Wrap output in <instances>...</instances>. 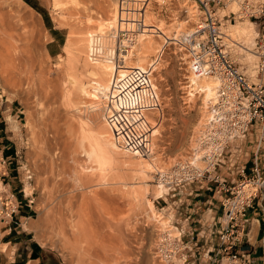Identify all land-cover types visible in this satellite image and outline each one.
<instances>
[{
  "label": "rangeland",
  "instance_id": "rangeland-1",
  "mask_svg": "<svg viewBox=\"0 0 264 264\" xmlns=\"http://www.w3.org/2000/svg\"><path fill=\"white\" fill-rule=\"evenodd\" d=\"M93 1L94 3L96 2L94 5L95 7L93 6L94 3L90 0H0V39L6 37L14 46V49L11 48L13 50H11L9 55L8 69H6L7 67L4 68L1 64L2 52L0 50V118L3 120L2 123L5 130L4 135L9 137L8 141L12 145L11 147L14 152L12 159L14 161L16 173L19 174L23 181L21 183L25 184V189L27 187L31 189V193L28 197L29 200H33L31 205L36 211V216L34 217V220H32V228L34 229L36 239L46 249L50 263L152 264V250L159 228L161 227L162 230H167L166 227L174 229L172 226L175 224L173 223H179L182 220L180 219L179 213L184 211L188 205L187 201L189 200L187 199H192L193 197V195H189L191 188L195 185H200L201 183H207V179H202V182H196L193 184L186 182L178 186L176 190L171 188L169 189V192L163 193L164 191L162 189L164 186H161L158 183V173L161 172L165 175L166 171L173 167L177 159L186 158L190 155L196 134L208 117V109L211 108L212 105H208L207 108L204 107L202 102L203 95L202 93L196 95L197 93H200L197 90L193 91L195 97L190 95L192 88L189 86L192 85L190 81L193 75H190L189 70L185 65L179 63L176 49L172 47L173 44H171L167 48L158 69H156L155 75V82L162 98L165 117L158 123V132H160V134L157 135L158 137L154 136L156 138L153 139V154L149 157L141 158L125 151V153H120L113 162L114 164L110 166H101L99 163L94 162L96 161L95 159H91L92 161L88 159L84 151L89 147L87 144L88 141L84 143L86 148L80 147L82 137L80 138L81 135H79L80 133L76 127L77 120L74 118L77 113L78 115L81 113L78 117H81L82 115L84 116V114L86 115V111L82 108L81 111L84 112H76L70 107V105H68V91L70 92L73 86L71 83V76L67 74L65 68V65L67 64L66 50L70 28L69 26L62 25V22L70 18L69 13L73 14V11H77L81 14L79 16H82L83 14L85 16L90 13L92 17L97 19L96 23H100V21L112 17L114 12L118 9V0ZM252 1L263 2L264 0ZM152 7V11H150L147 20V25H151L150 27H152L149 32H155V28L160 27V31L169 37L173 36L178 30L180 31L179 33L184 35L193 28V25L196 22V18H192V13L195 10L192 9V7L195 8L194 4L188 0H179L174 5L169 6L166 13H162L160 16L157 12L153 11L156 10L155 6ZM98 8L99 10L100 8L102 10V12L100 10L99 15L96 14L99 11H97ZM238 8L239 2L236 0L232 1L228 4L225 11L221 10L220 16L222 17L230 12H236ZM30 12L34 13L35 18L40 21L38 26H34L30 19L25 20L22 18L23 16L26 17ZM186 21L187 23H185ZM252 23L253 22L249 20H240L233 23H227L225 24V27H223L225 34H229L232 39L228 40V43L232 48V56L236 64L242 68L243 72L248 75L249 78L256 75L254 70L258 71L257 64L259 62L258 58H256L255 61L253 59L255 38L258 36V29L254 23ZM179 25L181 26L179 27ZM30 34H32V38H35L33 39L34 41L31 40ZM181 34L180 36H182ZM146 37L149 39L146 40V42L150 41V39H153L152 41L154 42L156 41L157 43L155 42V45H157L158 48L164 43L163 37L155 36L154 33L148 34ZM29 38L31 42L29 41ZM26 41H29V43ZM41 41H43V43H41ZM36 42L39 46H43L42 48L37 46V48H40L41 50H37V48L33 49V47H36L37 45ZM1 47L0 44V49ZM157 47L155 46L156 51L151 50V53H148L147 58L143 60L146 67L156 58L157 52L159 51ZM243 47L252 50V52H245ZM22 49L25 51L23 52ZM55 50L57 54L55 53ZM13 54H16L14 55L15 57ZM25 55L34 57V60L31 58L30 61L29 56H26V60ZM17 61H19V63ZM45 62H47L49 69L51 68L50 71L49 69L46 70L48 67ZM20 63L22 67L19 66ZM18 69L20 73L17 71ZM32 69L33 72L30 71ZM62 69H65V74L64 71H61ZM48 71L51 72L52 75L51 73H48ZM46 74L47 76L50 75L47 77L49 79L46 78ZM66 74L69 76L68 83ZM40 75L44 77V79H42L44 81L46 80L47 85L43 82ZM57 75H60L58 78V80L60 79L59 81L56 79L58 77ZM63 75L66 77L63 78ZM53 76L54 80L52 79ZM259 76L258 79L253 77L251 80L254 82L259 81L264 84V72H260ZM38 77L42 80L41 82ZM52 80L57 81L56 83L58 86H56L57 84H54L56 87H59L60 90L51 83L53 82ZM49 82L51 84H49ZM48 84L49 88H56L54 89L55 91L53 90L56 95L48 88ZM65 84L66 86H63ZM40 86H43V89H41ZM44 86L45 88L47 87L50 92L47 91V88L44 90ZM61 90L63 92L62 94H59ZM41 91L43 92L41 93ZM63 93L66 96H63ZM51 95L55 96L53 97ZM60 95L62 96V99L60 98ZM58 96L59 98H57ZM63 97L66 98L63 99ZM78 117L76 116V119ZM78 119L80 120V118ZM153 119L154 116H152V120ZM71 123L72 125H70ZM74 124L76 128L74 127ZM65 127L72 130V132L70 131L72 136L70 133H67V130L69 132V129ZM78 155L80 156L78 157ZM73 158H75V160ZM62 159H64V161ZM73 161L75 162L74 168L77 166L75 170L78 169V165H80L79 169L76 171L77 175L70 174L74 171L72 167L73 164L70 163ZM139 161L149 162L153 164L156 169L152 167L150 168L149 166H146L145 170L142 168L140 169V167L137 166V162ZM237 166L238 164H235L234 167L230 168L229 163H227L218 168L217 172L222 174L223 177L227 179L228 184L231 185L232 181L240 178ZM147 167L149 168L147 169ZM84 170H87L86 172L89 178L93 176L95 180L98 176V179L96 180L98 182L101 181L99 182L100 185L95 180L96 182L93 181L90 184L88 183L89 185H92L91 188H79L78 183L81 181L78 178L80 176L78 171L84 175ZM28 171L33 175L30 181H27L26 179ZM90 171H92V173H90ZM114 172H116V175ZM70 175L72 177L74 176V178L77 176L78 180L75 178L74 182ZM110 177H114L115 180L109 179ZM99 178H101V180H99ZM68 179L69 181H67ZM82 183L83 182L80 183V186H82ZM64 184L68 185L65 186ZM211 184L216 183L211 182ZM71 186L74 187L70 189ZM77 187L79 191H76ZM71 190H73L74 193ZM88 191H91L90 195L92 197L95 196L96 199H91L88 202V207H92L91 209H93V211L89 208V210H85L86 212L89 211V213L85 212L86 215L88 214L85 216V224L88 222L87 227H89V229L86 228L83 241H77L73 239L74 237L71 228L74 223L79 221L76 213L79 210L78 208L80 207V204L78 206L77 199H80L81 195L86 194ZM127 191L130 195L129 193L127 194ZM89 192L87 194H89ZM107 192H109L108 195L111 193L109 196L114 197L116 201L109 196H106ZM71 193H73L74 196L76 195L75 198ZM119 193H122V195ZM70 196L72 197L71 199H73L72 204L74 202L75 204L77 203L78 208L75 204H73L71 208L72 204L70 205ZM98 197H100L99 200L97 199ZM107 197L113 200L114 203H117L112 206L111 204H113V202H111L109 198L107 199ZM82 198L83 196L81 199ZM81 199L80 201L78 200L79 203L81 202ZM103 201H105L106 205ZM95 202L98 203L96 205L99 207L95 205ZM150 202L155 206V213L148 208ZM103 204L107 207L104 208ZM74 205L76 206V209H78L76 212ZM109 205L113 208H109ZM118 206H121L122 210ZM106 208H109V210ZM114 208H116V210ZM73 210L74 212L72 214ZM116 211L119 212L115 213ZM113 212L115 215H119L113 216ZM99 214L102 215V218L106 219L103 221V226L102 223L99 222L101 220ZM184 216L185 214L181 217L184 218ZM95 219L98 221L96 222ZM14 221H17L16 217L10 226L17 225ZM92 221H94V223ZM109 221L113 223L108 224ZM97 223L99 224V228H97L98 226L94 227V224ZM115 223H117V225L119 224L120 227H117ZM5 225L6 222L1 221L0 219V231L1 228L5 230ZM92 225H94V230H92ZM93 232L95 233L93 234ZM88 237L91 238L90 240L92 241H90ZM119 239L121 241H119ZM121 242L129 249L125 248ZM95 245H97V247ZM3 247L5 246H2L1 248ZM81 257L84 259L82 260Z\"/></svg>",
  "mask_w": 264,
  "mask_h": 264
},
{
  "label": "built area",
  "instance_id": "built-area-1",
  "mask_svg": "<svg viewBox=\"0 0 264 264\" xmlns=\"http://www.w3.org/2000/svg\"><path fill=\"white\" fill-rule=\"evenodd\" d=\"M178 1L118 0L117 22L109 26L106 34L91 37L90 62H110L117 70L103 96L101 114L120 149L139 157L153 154L154 129L165 117L155 75L168 42L163 44L153 64L133 69L126 65L140 38L149 33L147 20L152 6L160 16ZM188 1L194 4L192 18L196 22L187 34L170 43L174 44L179 63L187 67L190 75L214 78L218 86L190 155L177 159L165 175L159 172L158 176L167 179L173 190L182 183L207 179V183L200 185L220 197L222 213L216 239L211 247L198 252L195 232L186 239L187 230L181 222L190 221L192 213L180 212L182 220L173 223L174 229L159 228L152 264H249L244 246L252 223L250 209L255 202L264 201V84L252 81L236 64L222 28L240 20L254 23L258 29L254 53L259 59L258 72H264V1L236 0L238 10L222 17L221 10L225 11L235 0ZM227 163L230 168L238 164L240 174L231 185L217 172ZM12 164L0 147V219L6 225L13 222L21 206L6 182ZM32 177L28 171L27 181Z\"/></svg>",
  "mask_w": 264,
  "mask_h": 264
},
{
  "label": "bare ground",
  "instance_id": "bare-ground-1",
  "mask_svg": "<svg viewBox=\"0 0 264 264\" xmlns=\"http://www.w3.org/2000/svg\"><path fill=\"white\" fill-rule=\"evenodd\" d=\"M92 3H94V1L93 0H90ZM96 4V2L93 4V6ZM95 7V6H94ZM97 8V7H96ZM193 8V7H192ZM95 9V8H94ZM99 10V8L97 9V11ZM100 10H101V8H100ZM100 10L96 13V14H98L99 15V12H100ZM69 11H72V10H69ZM68 11V12H69ZM95 11V10H94ZM101 12H102V10H101ZM93 13V12H92ZM105 13V12H104ZM113 14V13H112ZM69 15H70V18H68L67 20H65L64 22H62V25H66V26H69V28H70V35H69V40H68V43H67V66L65 65V68H66V72H67V74L68 75H70L71 77V79H72V81H71V83H72V90L69 92L68 91V95H67V97H68V105H70V107H72L73 108V110L74 111H76V112H84V111H81V109L83 108L85 111H86V115L84 114V116H83V118H82V116L81 117H78L79 115H81V113H79V115H78V113L75 115V114H73V115H75L74 116V118H75V120H77L76 121V127H77V129H78V132L80 133L79 135H81L80 136V138H81V144H80V147H82V148H86L85 146V142L86 141H88V145H89V147L88 148H86L84 151H85V154H86V156H87V158L88 159H95L96 161H94V162H97V163H99L101 166H107V165H112V164H114L113 162L116 160V158H117V156L121 153H125V151L124 150H122V149H120V147L115 143V141H114V138H113V135H112V132H111V129L109 128V126H108V124L106 123V121L104 120V118H103V115L101 114V110H102V107H101V105H102V102H103V96L106 94V92L108 91V89H109V86H110V82H111V80H112V77H113V75H114V73H117V70L114 68V66H113V64H111L110 62H106V61H103V62H101V63H98V64H92L91 62H90V60H89V50H90V46H91V37L94 35V34H102V35H104V34H106V32L108 31V29H109V26H111V25H113L114 23H116L117 22V19H118V9L116 10V12H114V14H113V16L112 17H110V18H108V19H105V20H102V21H100V23H96V18H94V17H92L91 16V14L89 13L88 15H85L84 16V14L82 15V16H79V15H81L79 12H77V11H73V14H70L69 13ZM100 15H102V14H100ZM106 15V14H105ZM76 16H78V17H76ZM76 17V18H75ZM22 18H24L25 20H28V19H30L31 20V23L34 25V26H38V24L40 23V21H38V19L37 18H35V14L34 13H32V12H30V14H28L26 17H22ZM150 18V17H149ZM195 19V18H194ZM196 20V19H195ZM180 23V22H179ZM184 23V22H183ZM185 23H187V21L185 22ZM253 24V23H252ZM41 25V24H40ZM151 26V25H150ZM150 26H148V27H150ZM181 25H179V27H180ZM225 27V26H224ZM7 28V27H6ZM154 28V27H153ZM150 29H152V27L150 28ZM156 29V31L155 32H149L148 34H153L154 33V35L156 36H160L161 38L163 37V39H164V43L167 41L168 42V44L169 45H171V44H173V43H170L171 41H173L174 42V40H176V38L178 39L179 37H180V34L181 33H179L180 31L178 30V31H176L174 34H173V36H171V37H169V36H167L165 33H163L162 31H160L161 29H160V27L159 28H155ZM37 30V29H36ZM181 30V29H180ZM222 31H223V33L225 34V32H224V30H223V28H222ZM5 33V32H4ZM33 34V33H32ZM32 34H30L31 36V40H33V39H35V38H32ZM148 34H145L144 36H142L141 38H140V41H139V43L134 47V50H133V54L131 55V57L129 58V60H128V62H127V65H126V68H128V69H133V68H145L146 66H145V64H144V59L145 58H147V54L148 53H151V50H155V46L157 47V45H155V42L154 41H152L153 39H150V41H147L146 42V40H149V39H147V35ZM4 35V34H3ZM7 35V34H6ZM182 35V34H181ZM1 37V36H0ZM3 37V36H2ZM34 37V36H33ZM225 38H227V40H232L231 39V37H230V35H226L225 34ZM257 38H258V36H256V38H255V45H256V41H257ZM44 39V38H43ZM31 40H30V38H29V41L31 42ZM45 40V39H44ZM43 40V41H44ZM0 44H1V52H2V54H1V61H2V66L4 67V68H6V69H8V65H9V55H10V52H11V50H13L14 49V46L12 45V43L6 38V37H3V39H0ZM29 41L27 42V43H29ZM34 41V40H33ZM32 41V42H33ZM37 41V40H36ZM43 41H41V43H43ZM45 42V41H44ZM41 43H39V44H41ZM157 43V42H156ZM163 43V44H164ZM233 43H236V42H233ZM31 44V43H30ZM36 44H37V42H36ZM163 44H162V46H163ZM34 45V44H33ZM174 45V44H173ZM231 45H232V43H231ZM236 45V44H235ZM238 45V44H237ZM30 46H32V45H30ZM37 46H39L38 44L36 45V47L34 48L33 47V49H36L37 48ZM162 46L160 47V48H158L157 47V49L158 50H160L161 48H162ZM39 47H41V45L39 46ZM43 47V46H42ZM41 47V48H42ZM11 48H13V49H11ZM28 48V47H27ZM30 49V48H29ZM38 49H40V48H37V50ZM243 49L245 50V52H252V50H249V49H247V48H244L243 47ZM41 50V49H40ZM43 50V49H42ZM15 51V50H14ZM22 51L24 52L25 50H23L22 49ZM21 51V52H22ZM33 51V50H32ZM156 51V50H155ZM159 52V51H158ZM158 52H157V54H158ZM13 53V52H12ZM42 53H43V51H42ZM16 54H17V52H16ZM16 54H13V56L14 55H16ZM22 54H24V53H22ZM12 55V54H11ZM20 55V54H19ZM32 55V54H31ZM26 56H29V55H25V57ZM157 56V55H156ZM254 61H255V59L257 58V56H256V54L254 53ZM15 57V56H14ZM21 57V56H20ZM30 57V56H29ZM28 57V58H29ZM31 58L34 60V57H30V61H31ZM21 59V58H20ZM26 60H27V57H26ZM29 60V59H28ZM42 60H44V59H42ZM11 61V60H10ZM21 61V60H20ZM37 61V60H36ZM151 61V60H150ZM155 61V59L153 60V61H151L149 64H148V66L149 65H151V64H153V62ZM161 61H162V58L160 59V61L158 62V64H157V66H156V69H158V67H159V65H160V63H161ZM258 61H259V59H258ZM18 63H19V61H17ZM24 62H27V61H24ZM32 62H34V61H32ZM10 63H12V62H10ZM40 63V62H39ZM46 63V66H47V62H45ZM49 63V62H48ZM25 64H27V63H25ZM42 64V63H41ZM12 65V64H11ZM39 65V64H38ZM258 65V64H257ZM256 65V66H257ZM19 66H21V63H20V65ZM19 66H17V67H19ZM29 66V65H28ZM31 66H33V65H31ZM22 67V66H21ZM43 67V66H42ZM48 67V66H47ZM14 68H15V66H14ZM33 68V67H32ZM34 68H35V66H34ZM33 68V69H34ZM16 69V68H15ZM33 69L32 70H30L31 72H33ZM49 69V67L48 68H46V70H48ZM51 69V68H50ZM50 69H49V71H50ZM161 69V68H160ZM4 70V69H3ZM65 70V69H64ZM63 69L61 70V71H64ZM17 71H19V69L17 70ZM42 71L44 72V70L42 69ZM48 71V73H51L52 72V70H51V72H49ZM56 71H57V69H56ZM56 71H54V72H56ZM5 72V71H4ZM14 72V71H13ZM30 72V73H31ZM254 72L256 73V75L255 76H253V77H255V78H257L258 79V76H259V72L258 71H256V70H254ZM19 73H20V71H19ZM47 73V74H48ZM39 74V73H38ZM43 74H45V73H43ZM47 74H46V78L47 77H49V76H47ZM62 74V73H61ZM64 74H65V71H64ZM66 74V75H67ZM35 75V74H34ZM51 75H52V73H51ZM54 75V74H53ZM67 75V83L69 82V80H68V78H69V76ZM37 76V75H36ZM35 76V77H36ZM41 76V75H40ZM58 76V77H57ZM56 77V79L58 80V78H59V76L60 75H57ZM62 76V75H61ZM248 76V75H247ZM14 77V76H13ZM22 77V76H21ZM66 76H64L63 75V78H65ZM252 77V78H253ZM260 77V76H259ZM33 78H34V76H33ZM32 78V79H33ZM44 79V77L43 76H41V79ZM251 78V79H252ZM38 79H39V77H38ZM37 79V80H38ZM42 79V80H43ZM47 79H49V78H47ZM52 79L54 80V76L52 77ZM42 80H40L39 79V81L41 82ZM50 80H51V78H50ZM50 80H48V81H50ZM52 80V81H53ZM60 80V79H59ZM58 80V81H59ZM33 81H34V79H33ZM38 81V82H39ZM47 81V82H48ZM66 81V80H65ZM31 82V81H30ZM39 82V83H40ZM43 82H45V84H46V80L44 81L43 80ZM57 81L55 80V81H53V82H51L54 86H55V84H57L56 83ZM61 82V81H60ZM63 82H64V79H63ZM191 83H192V85L191 86H189L190 88H192V90L190 91V95L192 96V97H195V94L193 93V91H199L200 93H202V95H203V97H202V102H203V105H204V107H208V105L210 106V105H212L213 106V99H214V95H215V91H216V88H217V86H218V82H217V80L216 79H214V78H211V77H203V78H199V77H196V76H193V77H191V81H190ZM259 82V81H258ZM50 82H49V84H51ZM55 83V84H54ZM45 84H43V85H45ZM49 84H48V88H49ZM61 84H62V82H61ZM64 84V83H63ZM24 85V84H23ZM47 85V84H46ZM45 85V86H46ZM70 85V84H69ZM45 86H44V90H46V88H45ZM56 86H58V84L56 85ZM55 86V87H56ZM61 86V85H60ZM63 86H66V84L65 85H63ZM62 86V87H63ZM68 86V85H67ZM71 86V85H70ZM34 87H36V86H34ZM41 87V86H40ZM39 87V88H40ZM43 87V86H42ZM41 87V89H43ZM52 87V86H51ZM194 87V88H193ZM48 88H47V91H49L48 90ZM57 89H59V87H56ZM56 88H49V89H51V91H53L54 89H56ZM63 88H65V87H63ZM68 88V87H67ZM36 89H38L37 87H36ZM62 89V88H61ZM66 89V88H65ZM65 89H64V91H65ZM69 89V88H68ZM60 90V89H59ZM67 90V89H66ZM70 90V89H69ZM40 91V90H39ZM55 91V90H54ZM53 91V93L55 94V92ZM43 91H41V93H42ZM50 92V91H49ZM62 90H61V92H59V94H62ZM38 94H40V93H38ZM44 94V93H43ZM46 94V93H45ZM59 94H57V95H59ZM41 95V94H40ZM47 95V94H46ZM56 95V94H55ZM55 95H51V96H55ZM65 94L63 93V96H64ZM50 96V95H49ZM61 96V95H60ZM66 96V95H65ZM56 98V97H55ZM57 98H59V96L57 97ZM61 99H62V96L60 97ZM66 97H63V99H65ZM47 100V99H46ZM51 100L53 101V99L51 98ZM67 100V99H66ZM66 100H64V101H66ZM41 101H42V99H41ZM58 101V100H57ZM43 102V101H42ZM49 102V101H48ZM47 102V103H48ZM63 102V101H62ZM61 102V103H62ZM51 103V102H50ZM66 104H67V102H66ZM67 105V106H68ZM211 106V107H212ZM68 108H69V106H68ZM72 108H71V110H72ZM68 111V110H67ZM67 111H65V112H67ZM209 112V111H208ZM67 115V114H66ZM72 115V116H73ZM76 116L78 117V118H80V120L77 118L76 119ZM56 117V116H55ZM65 118V117H64ZM66 120H67V117H66ZM49 121V120H48ZM70 121H73V120H70ZM66 122V121H65ZM70 125H72V123L70 124ZM69 126V125H68ZM158 126H159V124H157V126L155 127V129H154V136H156V137H158L157 135H159L160 134V132H158ZM74 127H75V124H74ZM75 127V128H76ZM65 128H67V127H65ZM53 129V128H52ZM67 129H69V128H67ZM67 129H65V130H67ZM73 130H75V129H73ZM52 131V130H51ZM64 131V130H63ZM70 131L72 132V130L71 129H69V132H68V130H67V133H70ZM76 132V131H75ZM78 132H76V133H78ZM53 133H55V132H53ZM71 134V136H72V133H70ZM59 135H60V133H59ZM75 135V134H74ZM67 136V135H66ZM74 137V136H73ZM156 137H154V138H156ZM63 138V137H62ZM72 138V137H71ZM80 138H78V139H80ZM153 138V139H154ZM69 140V139H68ZM71 140V139H70ZM74 141H75V139H74ZM65 142V141H64ZM70 142V141H69ZM66 143V142H65ZM69 144V143H68ZM67 146V145H66ZM70 146V145H69ZM68 147V146H67ZM70 148V147H69ZM88 149V150H87ZM79 153V152H78ZM77 153V154H78ZM82 153H84V152H82ZM76 154V155H77ZM80 155H78V157H79ZM85 156V155H84ZM115 157V158H114ZM68 158V157H67ZM85 158V157H84ZM141 158H144V157H141ZM140 158V159H141ZM74 160H75V158H73ZM63 161H64V159H62ZM68 160V159H67ZM70 161V160H69ZM68 161V162H69ZM89 161V160H88ZM92 161V160H91ZM67 162V161H66ZM78 162H80V161H78ZM71 164H73L72 165V167H73V169H74V171L72 172V173H70V174H75V175H77V173H76V171L79 169V167H80V165H78L79 167H78V169H76L75 170V168H77V166L74 168V161L73 162H70ZM80 164V163H79ZM77 165V164H76ZM83 165V164H82ZM132 165V164H131ZM137 166L138 167H140V169L142 168V169H144L145 170V168H146V166H149L150 168L152 167V168H154V169H156V167L153 165V164H151V163H149V162H143V161H139V162H137ZM83 167V166H82ZM149 167H147V169L149 168ZM68 168V167H67ZM67 168H66V170H67ZM85 168V167H84ZM87 168V167H86ZM111 168V167H110ZM81 169H83V168H81ZM80 169V170H81ZM72 171V170H71ZM85 171V170H84ZM87 171V170H86ZM85 171V173H84V175L81 173L82 172V170H81V172L80 171H78V174H80V176L78 177L79 179H80V181L81 182H83L81 185L82 186H80V181H78V182H80V183H78V187L80 188V187H83V189H89V188H91L92 187V185H89L90 183H92L93 181L94 182H96L97 180L96 179H98V176H97V178H96V175H95V180H94V177L92 176L91 178H89L88 177V175H87V172ZM112 171V170H111ZM169 171V170H168ZM168 171H166V173L168 172ZM68 172V171H67ZM80 172V173H79ZM65 173V172H64ZM90 173H92V171H90ZM115 173V175H116V172H114ZM119 173V172H118ZM107 174V173H106ZM82 175V176H81ZM71 176V175H70ZM72 177V176H71ZM70 177V178H71ZM118 177V176H117ZM73 178V180L75 179V178H77V176H75V178H74V176L72 177ZM78 178H77V180H78ZM103 178V177H102ZM109 179H113V180H115L114 179V177H110ZM77 180H76V182H77ZM99 180H101V178H99ZM104 180H105V178H104ZM67 181H69V179L67 180ZM65 182H66V180H65ZM74 182H75V180H74ZM98 182V181H97ZM99 182H101V181H99ZM99 182H98V184H99ZM107 182V181H106ZM119 182V181H118ZM117 182V183H118ZM67 183V182H66ZM89 183V184H88ZM158 183L161 185V186H164V188L162 189L164 192L163 193H165V192H169V189H170V187H169V184H170V182H168V180L167 179H158ZM77 184V183H76ZM97 184V183H96ZM65 186L66 185H68V184H64ZM74 185V184H73ZM100 185V184H99ZM96 186V185H95ZM72 187H74V186H71V188L70 189H72ZM78 187H77V190L76 189H73V190H76V191H79V189H78ZM73 190H71L72 192H73ZM89 192V191H88ZM88 192H86V194H84V195H81V197L83 196V198L81 199V197H80V199H81V202L79 203V201H80V199H77V203H78V206H79V204H80V207L78 208V206H77V203L75 204V202L73 203V204H75L76 206H77V208L79 209H76V206L74 205V207H75V212L78 210V212L76 213V215H78V218H79V221L77 222V223H74V225H72V232H73V239H75V240H77V241H83V238L85 237V230H86V228H88L89 229V227H87L88 225V222H86V224H85V216H87L86 214H85V210H91V211H93V209H91L90 207H88V202H89V200H91V199H96L95 198V196L94 197H92L90 194V192H89V194H87ZM134 192V191H133ZM74 193V192H73ZM73 193H71L72 195H73ZM108 193L109 192H107V195L106 196H109L108 195ZM122 193H124V192H122ZM122 193H119V194H121L122 195ZM129 192L127 191V194H128ZM79 194V193H78ZM97 194V193H96ZM95 194V195H96ZM92 195H94V194H92ZM103 195H104V193H103ZM124 195V194H123ZM129 195H130V193H129ZM76 196V195H75ZM75 196L73 195V197L75 198ZM96 196H98V195H96ZM100 196H101V194H100ZM113 196V195H112ZM110 197V196H109ZM109 197H107V199L109 198ZM123 197V196H122ZM70 199L72 198L71 196L69 197ZM99 198L100 197H98L97 199L99 200ZM103 198V197H102ZM101 198V199H102ZM111 199H114L115 200V198L114 197H110ZM109 198V200H111ZM69 199V200H70ZM100 199V200H101ZM72 200L73 199H71L70 201H71V203H70V205L72 204ZM79 200V201H78ZM97 200V201H98ZM109 200H107V201H109ZM106 201V202H107ZM116 201V200H115ZM92 202V201H91ZM104 202V204H105V201H103ZM111 202H113V200H111ZM111 202H109V203H111ZM117 202H113V204H111L112 206L113 205H115ZM73 204L71 205V208H72V206H73ZM96 204H98V203H96L95 202V205ZM101 204H102V201H101ZM100 204V205H101ZM104 204H103V206H104ZM106 205V204H105ZM107 205H108V203H107ZM96 206H98V205H96ZM102 206V205H101ZM124 206V205H123ZM99 207V206H98ZM105 207H107V206H104V208ZM109 208L111 207L110 205L108 206ZM119 207V206H118ZM89 208V209H88ZM103 208V207H102ZM109 208H106V209H108L109 210ZM111 208H113V207H111ZM120 209H121V206L119 207ZM118 208V209H119ZM148 208L150 209V211H152V212H156V209H155V206H154V204L152 203V202H150L149 203V205H148ZM115 210H116V208H114ZM119 209V210H120ZM72 210V209H71ZM74 210L72 211V214H73V212H74ZM122 210V209H121ZM99 211H101V210H99ZM96 212V211H95ZM107 212V211H106ZM119 212V211H118ZM117 211L115 212V213H118ZM86 213H89V211H87ZM114 213V212H113ZM115 213L113 214V216L115 215ZM100 214H102V213H100ZM99 214V215H100ZM69 215V214H68ZM75 215V216H76ZM116 215H119V214H116ZM115 215V216H116ZM101 216V217H100ZM99 216V218H101V220L99 221V222H101L102 223V226H103V221H105L106 219H104V218H102V215H100ZM108 216H109V211H108ZM77 217V216H76ZM89 217V216H88ZM104 217H105V215H104ZM96 218V217H95ZM106 218V217H105ZM93 219V218H92ZM98 219V218H97ZM104 219V220H103ZM109 219V218H108ZM65 220V219H64ZM96 220V219H95ZM94 220V221H95ZM111 220V219H110ZM115 220V219H114ZM73 221H75V220H73ZM94 221H92L93 223H94ZM98 220H96V222H97ZM120 221V220H119ZM100 223V224H101ZM110 223H113V222H111V221H109V223L108 224H110ZM116 224V226L117 227H120L119 226V224L117 225V223H115ZM63 225H64V223H63ZM95 225V226H94ZM94 225H92L91 227H96V226H98L97 228H99V224L97 223V224H94ZM114 225V224H113ZM101 226V225H100ZM101 226V227H102ZM110 226V225H109ZM65 227V226H64ZM94 227H93V229L92 230H94ZM113 227V226H112ZM97 228H96V230H97ZM125 228V227H124ZM123 228V229H124ZM122 229V228H121ZM95 230V231H96ZM127 230V229H126ZM125 230V231H126ZM90 231V230H89ZM87 232V231H86ZM115 232V231H114ZM128 232V231H127ZM92 233V232H91ZM95 232H93V234H94ZM111 234H113V233H111ZM86 235H88V234H86ZM91 236H92V234H91ZM101 236V235H100ZM114 236H115V234H114ZM89 238V237H88ZM112 238V237H111ZM126 238V237H125ZM91 238H89V240H90ZM105 239V238H104ZM118 239V238H117ZM126 240V239H125ZM90 241H92V240H90ZM111 241V240H110ZM119 241H121L120 239H119ZM99 242V241H98ZM81 243H84V242H81ZM86 243V242H85ZM93 243V242H92ZM113 243V242H112ZM111 243V244H112ZM90 244H91V242H90ZM121 244H122V242H121ZM88 245V244H87ZM93 245H94V243H93ZM123 245V244H122ZM89 246V245H88ZM92 246V245H91ZM96 247H97V245H95ZM94 246V247H95ZM100 246V245H99ZM124 247L126 246L125 244L123 245ZM103 247V246H102ZM124 247H123V249H124ZM106 248V247H105ZM120 248V247H119ZM125 248H128V247H125ZM97 249V248H96ZM122 249V250H123ZM129 249V248H128ZM115 250H117V249H115ZM88 251V250H87ZM86 251V252H87ZM110 251V250H109ZM123 251H125V250H123ZM128 251V250H127ZM91 252V251H90ZM114 252V251H113ZM119 252V251H118ZM101 253V252H100ZM112 253V252H111ZM115 253V252H114ZM113 253V254H114ZM122 253H126V252H122ZM128 253V252H127ZM114 255H116V254H114ZM114 255H111V256H114ZM98 257V256H97ZM108 257H110V256H108ZM116 257V256H115ZM82 258V260L84 259L83 257H81ZM103 258V257H102ZM102 258H101V260H102ZM116 259V258H115ZM118 259V258H117ZM117 261H119V260H117ZM93 262V261H92ZM102 262V261H101ZM83 263V262H82ZM103 263V262H102ZM107 263V262H106ZM117 263V262H116ZM112 264V263H111Z\"/></svg>",
  "mask_w": 264,
  "mask_h": 264
},
{
  "label": "crops",
  "instance_id": "crops-1",
  "mask_svg": "<svg viewBox=\"0 0 264 264\" xmlns=\"http://www.w3.org/2000/svg\"><path fill=\"white\" fill-rule=\"evenodd\" d=\"M229 35V34H227ZM55 53L57 54L56 50ZM1 111V107H0ZM3 120L0 118V147L3 148L4 155L13 161L12 145L8 141V136L4 135ZM9 187L16 193L21 206L15 215L17 225H5V230L0 231V264H58L50 263L48 253L44 246L36 239L32 220L36 216V211L29 203L31 189L27 187L16 173L13 164L10 167L9 175L6 177ZM195 185L192 199L184 211L192 213L190 221L182 220V224L187 230L186 239L190 238V233L195 232L199 245L196 247L198 252L211 247L216 239L218 222L221 219L220 197L213 190L202 188ZM27 192V193H26ZM164 197V196H163ZM252 223L250 233L245 244L246 258L249 264H264V201L255 202L250 209ZM14 217V218H15ZM10 226V227H7ZM2 246H5L1 248Z\"/></svg>",
  "mask_w": 264,
  "mask_h": 264
}]
</instances>
